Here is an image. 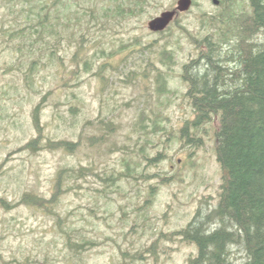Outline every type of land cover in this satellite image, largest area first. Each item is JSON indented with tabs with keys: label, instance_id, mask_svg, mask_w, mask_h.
Here are the masks:
<instances>
[{
	"label": "rangeland",
	"instance_id": "obj_1",
	"mask_svg": "<svg viewBox=\"0 0 264 264\" xmlns=\"http://www.w3.org/2000/svg\"><path fill=\"white\" fill-rule=\"evenodd\" d=\"M177 1L148 0L136 16L113 14L108 31L96 25L89 10L76 60L77 44L64 40L62 60L51 64L42 58L36 73L13 49L18 40L0 36V88L24 86L25 73L34 84L13 97H0L6 110H0V198L17 204L9 210L0 206V264H187L196 254V246L176 233L199 209L209 211L217 204L222 168L215 150L216 122L206 124L200 146L181 138L180 129L195 116L183 66L198 56L193 36L201 39L215 30L216 37L233 38L235 24L226 20L227 11L240 14L251 7L246 0H194L167 30H150L149 20ZM130 3L77 2L82 11L92 6L97 14ZM6 11L0 1V17ZM205 13L218 26L206 25ZM19 19L25 23V16ZM255 41L264 45V29ZM166 51L173 55L170 63ZM159 74L167 80L166 90ZM45 94L42 143L44 138L67 139L80 142L78 150L22 148L39 135L33 110ZM101 118L113 122L111 131ZM94 135L91 144L88 137ZM158 153L155 161L144 157ZM72 166L90 170L84 177L66 178L53 210L21 202L25 194L50 198L59 171ZM124 172L131 176L111 186L103 180Z\"/></svg>",
	"mask_w": 264,
	"mask_h": 264
},
{
	"label": "trees",
	"instance_id": "obj_2",
	"mask_svg": "<svg viewBox=\"0 0 264 264\" xmlns=\"http://www.w3.org/2000/svg\"><path fill=\"white\" fill-rule=\"evenodd\" d=\"M0 1L7 8L6 14L0 17L3 20L0 36L18 40L13 49L26 58L31 73H36L40 68L42 58H47L51 64H55L57 58L62 60L59 50L64 40L77 44L78 48L72 56L76 60L82 47L80 41L86 36L82 33L83 17L89 10L98 19L96 25L108 31L107 28L111 27L106 26L110 24L113 14L136 16L139 7L142 8L148 2L131 0L128 6L122 4L115 9L109 6L104 9V13L97 14L93 12L92 6L82 11L78 0ZM246 1L251 7L250 11L235 14L229 9L226 13L228 23L235 24L234 37H216L218 33L215 30L201 39L193 36L199 53L183 66L182 77L188 84L186 96L195 116L180 129L181 138L189 146H200L203 133H206V124L216 122L215 150L222 168L217 204L209 211L199 209L192 220L176 233L197 248L196 254L188 258L187 264H264V45L255 41L256 35L264 29V0ZM24 16L25 23L21 24L19 18ZM207 17L209 21H204L206 25L218 26L215 17ZM174 21L178 22V17ZM182 29L185 31L184 27ZM95 40H98L97 36ZM23 45L30 48L24 51ZM166 54H170L167 61L170 63L173 55L168 51ZM89 64V59L84 60L85 66ZM22 65L25 66L23 62ZM161 76L163 74H159L157 79ZM161 79L162 87L166 90L167 80ZM25 80L24 86H2L0 97L10 98L21 93L24 88L34 86L26 73ZM46 98L47 94L33 110L39 135L22 148L36 150L54 146L72 152L78 150L81 143L67 139L54 141L44 138L45 143H42L41 111ZM75 109L77 107H72L73 111ZM0 110L6 111L4 106ZM99 122L109 131L112 130V121L101 118ZM88 138L90 143L97 137ZM160 155L144 157L155 161ZM89 170L85 166L64 167L58 173L55 191L50 198L25 194L21 202L53 210L61 200L62 189L66 188V178L84 177ZM129 176L130 173H114L103 180L111 186L122 177ZM16 205L0 198V206L7 210Z\"/></svg>",
	"mask_w": 264,
	"mask_h": 264
},
{
	"label": "water",
	"instance_id": "obj_3",
	"mask_svg": "<svg viewBox=\"0 0 264 264\" xmlns=\"http://www.w3.org/2000/svg\"><path fill=\"white\" fill-rule=\"evenodd\" d=\"M215 4H219V0H213ZM194 0H178L174 8L168 9L153 17L148 22V27L154 32H161L166 30L170 24L181 13L189 11L193 6Z\"/></svg>",
	"mask_w": 264,
	"mask_h": 264
},
{
	"label": "bare ground",
	"instance_id": "obj_4",
	"mask_svg": "<svg viewBox=\"0 0 264 264\" xmlns=\"http://www.w3.org/2000/svg\"><path fill=\"white\" fill-rule=\"evenodd\" d=\"M213 1V0H212Z\"/></svg>",
	"mask_w": 264,
	"mask_h": 264
}]
</instances>
